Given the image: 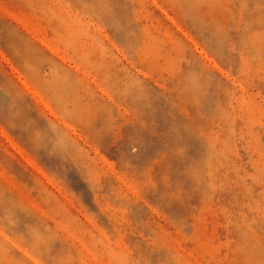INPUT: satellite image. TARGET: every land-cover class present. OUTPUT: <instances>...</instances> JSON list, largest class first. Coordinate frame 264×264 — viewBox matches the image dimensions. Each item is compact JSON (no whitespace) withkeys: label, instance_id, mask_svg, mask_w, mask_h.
Masks as SVG:
<instances>
[{"label":"rangeland","instance_id":"374dc122","mask_svg":"<svg viewBox=\"0 0 264 264\" xmlns=\"http://www.w3.org/2000/svg\"><path fill=\"white\" fill-rule=\"evenodd\" d=\"M0 264H264V0H0Z\"/></svg>","mask_w":264,"mask_h":264}]
</instances>
